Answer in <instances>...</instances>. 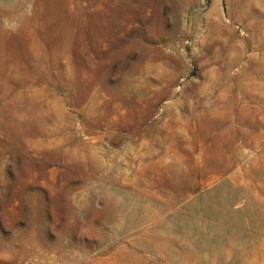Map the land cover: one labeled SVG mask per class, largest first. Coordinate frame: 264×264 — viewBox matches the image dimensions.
I'll return each mask as SVG.
<instances>
[{
  "label": "rangeland",
  "instance_id": "obj_1",
  "mask_svg": "<svg viewBox=\"0 0 264 264\" xmlns=\"http://www.w3.org/2000/svg\"><path fill=\"white\" fill-rule=\"evenodd\" d=\"M0 264H264V0H0Z\"/></svg>",
  "mask_w": 264,
  "mask_h": 264
}]
</instances>
